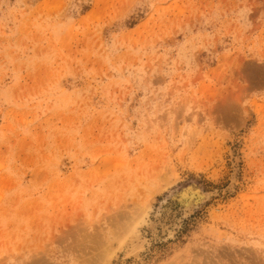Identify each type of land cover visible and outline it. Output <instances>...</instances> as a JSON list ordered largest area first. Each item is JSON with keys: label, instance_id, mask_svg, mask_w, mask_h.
<instances>
[{"label": "rangeland", "instance_id": "1", "mask_svg": "<svg viewBox=\"0 0 264 264\" xmlns=\"http://www.w3.org/2000/svg\"><path fill=\"white\" fill-rule=\"evenodd\" d=\"M0 264H264V0H0Z\"/></svg>", "mask_w": 264, "mask_h": 264}, {"label": "bare ground", "instance_id": "2", "mask_svg": "<svg viewBox=\"0 0 264 264\" xmlns=\"http://www.w3.org/2000/svg\"><path fill=\"white\" fill-rule=\"evenodd\" d=\"M203 194H201V191L198 189V186L195 184L188 185L187 187H184L180 189L176 194H172L168 200H163L158 209V220H161L162 216H167L169 213V208L175 203H179L180 207L185 204V206L191 205V203H195L192 201L194 197H202ZM192 201V202H191ZM138 205V204H137ZM134 206V205H133ZM136 206V205H135ZM184 206V207H185ZM135 208V207H134ZM137 210V209H136ZM122 213V211H121ZM136 216V215H135ZM170 217V216H169ZM111 219V218H110ZM133 220V219H132ZM131 220V221H132ZM142 220V219H141ZM165 220V219H164ZM114 221V219H113ZM134 221V220H133ZM140 221V220H139ZM111 222V221H110ZM135 222V221H134ZM161 222V221H160ZM164 222V221H163ZM166 222V221H165ZM99 223V222H98ZM136 224V223H135ZM164 224V223H162ZM95 227V226H94ZM163 227V226H162ZM98 228V227H97ZM113 228V227H112ZM96 229V228H95ZM118 229V228H117ZM85 232V231H84ZM95 232V231H94ZM114 232V231H113ZM172 232V231H171ZM116 233V232H115ZM75 234V233H74ZM83 234V233H82ZM114 235V234H113ZM83 236V235H82ZM92 237V236H91ZM116 237V236H115ZM119 237V236H118ZM57 240V239H56ZM64 241V240H63ZM93 241V240H92ZM46 245V243H45ZM76 245V244H75ZM81 245V244H80ZM78 246V245H77ZM82 247V246H81ZM45 249V248H44ZM99 249V248H98ZM83 252V251H82ZM242 256V255H241ZM42 258V257H41ZM103 260V259H102ZM209 260V259H208ZM231 260V259H230ZM45 263V262H44Z\"/></svg>", "mask_w": 264, "mask_h": 264}, {"label": "water", "instance_id": "3", "mask_svg": "<svg viewBox=\"0 0 264 264\" xmlns=\"http://www.w3.org/2000/svg\"><path fill=\"white\" fill-rule=\"evenodd\" d=\"M199 200H201V198H198ZM194 204H191V206H193Z\"/></svg>", "mask_w": 264, "mask_h": 264}]
</instances>
